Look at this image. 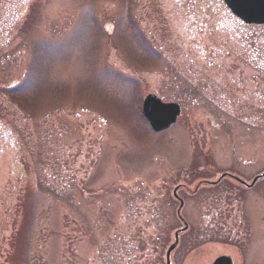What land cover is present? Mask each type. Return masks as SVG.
Masks as SVG:
<instances>
[{
  "label": "rangeland",
  "instance_id": "obj_1",
  "mask_svg": "<svg viewBox=\"0 0 264 264\" xmlns=\"http://www.w3.org/2000/svg\"><path fill=\"white\" fill-rule=\"evenodd\" d=\"M23 1L0 18V264H166L180 185L171 263L264 264V179L191 193L264 173V26L223 0Z\"/></svg>",
  "mask_w": 264,
  "mask_h": 264
},
{
  "label": "water",
  "instance_id": "obj_2",
  "mask_svg": "<svg viewBox=\"0 0 264 264\" xmlns=\"http://www.w3.org/2000/svg\"><path fill=\"white\" fill-rule=\"evenodd\" d=\"M227 8L239 19L248 25H264V0H223ZM143 114L148 120L152 131L159 133L168 130L177 122V118L181 114V108L179 105L174 103H164L156 95L149 94L145 100H143ZM230 178L235 182L246 188H252L261 179H264V174L256 176L253 181L248 184L244 180L235 177L230 174H223L218 178L217 182H200L195 192H197L202 185H217L221 180ZM177 187L174 190L175 199L180 201V207L178 209V216L181 219L184 227L174 234V242L168 248L166 252V264H172V253L175 251L179 244L180 235L187 231L188 225L181 216V210L183 208V201L177 196ZM212 264H234L232 257L229 255H222L218 257Z\"/></svg>",
  "mask_w": 264,
  "mask_h": 264
},
{
  "label": "flooded vegetation",
  "instance_id": "obj_3",
  "mask_svg": "<svg viewBox=\"0 0 264 264\" xmlns=\"http://www.w3.org/2000/svg\"><path fill=\"white\" fill-rule=\"evenodd\" d=\"M10 1V0H9ZM2 1L0 2V18L4 19V20H8L7 15L10 12H14L16 10H14V8H16V4H11V1ZM24 1L22 0L21 4H23ZM18 6V4H17ZM14 17H17L18 15H12ZM16 137H14V134L12 131L8 130V127L6 124L0 122V156H4L6 153H9V151L11 152L12 150H10V148L15 147V143H16ZM20 148L19 143L16 146V150L18 151ZM182 187V186H181ZM183 188V187H182ZM186 191V188H185Z\"/></svg>",
  "mask_w": 264,
  "mask_h": 264
}]
</instances>
